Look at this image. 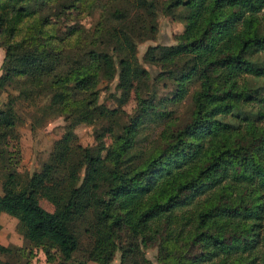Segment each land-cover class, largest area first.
<instances>
[{"label":"trees","instance_id":"16d2710c","mask_svg":"<svg viewBox=\"0 0 264 264\" xmlns=\"http://www.w3.org/2000/svg\"><path fill=\"white\" fill-rule=\"evenodd\" d=\"M95 3L0 0V146L16 138L20 98L46 99L37 124L57 114L68 119L39 170L21 176L0 149V212L15 217L23 238L54 264H76V251L84 256L78 264H111L116 251L118 264H153L143 251L152 244L163 264H264V0L163 3L168 15L185 9L184 28L175 43L148 46L144 56L165 68L182 60L166 100L181 98L192 79L197 87L190 120L163 130V146L141 161L132 152L134 122L119 131L116 108L97 103L94 86L116 73L120 103L144 83L130 21L151 20L156 3L114 6L116 24L97 20L88 34L64 23L60 36V13H90ZM132 6L145 14L130 15ZM153 96L137 95L136 108L166 117L156 108L163 99ZM98 120L105 125L97 143L78 142L73 126ZM108 132L106 145L101 136ZM58 168L62 181L49 183ZM38 193L60 210L43 208ZM10 251L0 243V254Z\"/></svg>","mask_w":264,"mask_h":264},{"label":"rangeland","instance_id":"374dc122","mask_svg":"<svg viewBox=\"0 0 264 264\" xmlns=\"http://www.w3.org/2000/svg\"><path fill=\"white\" fill-rule=\"evenodd\" d=\"M166 0H155L154 14L151 17L148 15L146 20L130 21L134 29L129 34L134 39V53L136 60L141 67L146 70L143 76L144 83L138 84L136 90L130 89L124 98L119 103L117 97L120 96L119 89L115 86L117 75L108 78H100L95 86V96L97 103L106 105L108 108H116L114 119L116 120V127L121 131V126L131 121L134 122V132L132 135L134 141V148L132 152L137 153L139 160H144L150 155L159 150L163 144L166 135L164 131L168 132L170 128L175 130L181 127L185 122L189 121L192 114V93L197 87L196 80L192 79L187 84V89L178 100L173 102L166 100L164 97L171 95V89L174 87L172 71H178L182 60L176 59L173 64H166L165 68L160 62L153 59H148L144 56L147 47L152 45H168L176 42V35L180 33L185 25L183 15L185 9L183 7H176L174 13L168 15L163 11V3ZM131 0H96L95 6L90 13L75 12L70 10L68 12L60 13L56 20L59 26V34L63 35L65 31V24L77 23L83 29L87 30L85 33L91 32L97 20L103 21L104 27L108 26L110 22L116 24L118 20L116 16L112 15L114 6L128 5ZM105 9H102V7ZM134 11L145 14L143 10L137 9L134 6L130 7L129 14L133 15ZM101 12L103 16L100 17ZM151 23L153 28L147 29L148 24ZM145 29V30H144ZM84 41L80 40V45ZM3 56V50L0 48V62ZM264 56V55H263ZM165 68V69H164ZM8 92L16 93V90L7 87ZM154 94L153 100L162 98L160 104H156L158 110L164 109L168 111L166 117H161L153 110L137 109V95L140 97H150ZM6 92L2 93L1 98L4 99ZM46 102L45 98L37 99L34 104L27 98H20L19 103L16 104V113L19 116L16 124V138L9 139L3 142L0 149L3 157L11 158V166L21 176L29 174L34 170H39L43 161L46 160L48 153L52 147L55 139L66 129L67 118L63 114L51 115L43 118L38 124L35 122V116L39 115V105ZM37 105V106H36ZM36 123V124H35ZM105 125V120L93 121L92 123L79 122L73 126L75 138L82 145H94L97 143L96 135L102 132ZM104 133V130H103ZM111 133L102 134V141L108 145L111 143ZM8 154H11L8 155ZM81 174V173H80ZM64 171L60 168L55 169L50 174L48 182L56 184L62 181ZM1 181V180H0ZM16 186V184H15ZM1 192V187H0ZM38 203L46 210L57 212L60 210L61 204H52L45 199L42 194H37ZM17 219L6 212H0V243L10 246V253L0 254V260H8L13 263L25 264H54V260H47L42 249L39 246H34L23 238L22 234L17 228ZM262 234L264 235V228ZM80 240L85 243L87 238L84 234L80 235ZM144 254L153 264H163L157 258V245H148L143 249ZM118 251L115 252L111 264H118ZM84 259L81 251H76L73 254V260L76 264ZM86 264H96L94 261H86Z\"/></svg>","mask_w":264,"mask_h":264},{"label":"crops","instance_id":"0c3cea01","mask_svg":"<svg viewBox=\"0 0 264 264\" xmlns=\"http://www.w3.org/2000/svg\"><path fill=\"white\" fill-rule=\"evenodd\" d=\"M2 50V49H1Z\"/></svg>","mask_w":264,"mask_h":264}]
</instances>
